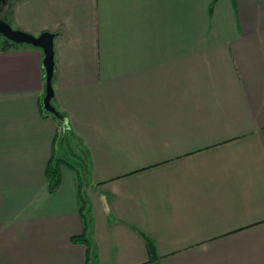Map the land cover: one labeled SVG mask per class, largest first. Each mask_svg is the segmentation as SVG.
<instances>
[{
  "label": "crops",
  "instance_id": "0c3cea01",
  "mask_svg": "<svg viewBox=\"0 0 264 264\" xmlns=\"http://www.w3.org/2000/svg\"><path fill=\"white\" fill-rule=\"evenodd\" d=\"M11 22L56 34L93 247L74 168L49 191L60 124L21 45L0 52V264H264V0H19Z\"/></svg>",
  "mask_w": 264,
  "mask_h": 264
},
{
  "label": "trees",
  "instance_id": "16d2710c",
  "mask_svg": "<svg viewBox=\"0 0 264 264\" xmlns=\"http://www.w3.org/2000/svg\"><path fill=\"white\" fill-rule=\"evenodd\" d=\"M17 1H19V0H11V4H10V7L8 8V12H7L6 16L3 18L10 25H12L13 28H15V27L13 26V24L11 22L12 9H13V5ZM21 45L22 46H29V45H24V44L13 43L12 41H10L9 39H7L6 37H4L3 35L0 34V52L5 51V50L10 49V48H13V47H18ZM30 47H32V46H30ZM37 49H39V48H37ZM44 80H45V76H44ZM44 94H45V91H44ZM41 106H42V110H43L45 116L53 117L60 124L59 133H58V136L56 137L57 144L61 145L65 141V144L67 145L68 136H66V135L69 134V131H68L69 129L66 127L67 125L63 124V122L61 120H59L57 117H55L53 114L44 110L43 104ZM59 112L62 114L63 117H66V115L63 112H61V111H59ZM63 164L68 165V166L70 165L71 167H74L75 168L74 170H75L76 174L78 175L77 176L78 181H79V183H82V181H80V177L82 178V175L78 173L79 167L72 165L66 158L55 157V153H54V155L52 156L50 162L47 165V169H46V178L48 181V187H49L50 192H54L59 187V185L62 181V175H61L60 167ZM86 206H87V202H86L85 196L82 192H80V214L82 215V219L84 221V232L81 235L72 236L71 241H72V243H81V244L86 245L88 251H90L93 247V242H92L90 234H87V232L89 231L90 222H89L88 213L86 212ZM149 245H151L150 241H149ZM90 260L93 264L95 263V261H96L95 251H93L92 253L90 252Z\"/></svg>",
  "mask_w": 264,
  "mask_h": 264
},
{
  "label": "water",
  "instance_id": "95a60500",
  "mask_svg": "<svg viewBox=\"0 0 264 264\" xmlns=\"http://www.w3.org/2000/svg\"><path fill=\"white\" fill-rule=\"evenodd\" d=\"M6 0H0V9ZM0 34L16 44L29 45L39 48L43 52V69L45 76V94L42 100L43 108L53 114L66 125L67 118L53 104L54 87L53 79L55 73V50L54 39L56 34L50 31L42 32L40 35H33L20 29H15L0 16Z\"/></svg>",
  "mask_w": 264,
  "mask_h": 264
},
{
  "label": "rangeland",
  "instance_id": "374dc122",
  "mask_svg": "<svg viewBox=\"0 0 264 264\" xmlns=\"http://www.w3.org/2000/svg\"><path fill=\"white\" fill-rule=\"evenodd\" d=\"M10 4H11V0H6V2L2 4L1 10H0V16L2 18L6 16L8 12V8L10 7ZM67 147L68 146H66L65 143H62L61 145L58 144L56 152H55V157L66 158L72 165L79 167L78 173L82 175V178L80 177V181H82V183H80V185L82 186L80 187V191L83 194H85V191L83 190V186H84V181L86 180V173L88 172V169H89L88 162L86 160H83L82 163L81 162L79 163L78 159H76V157L70 154V151L68 150ZM68 167L72 169L74 168V167H71L70 165Z\"/></svg>",
  "mask_w": 264,
  "mask_h": 264
}]
</instances>
